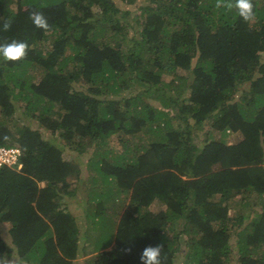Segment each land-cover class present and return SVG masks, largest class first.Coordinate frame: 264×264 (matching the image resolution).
<instances>
[{
    "label": "trees",
    "instance_id": "16d2710c",
    "mask_svg": "<svg viewBox=\"0 0 264 264\" xmlns=\"http://www.w3.org/2000/svg\"><path fill=\"white\" fill-rule=\"evenodd\" d=\"M137 1L0 0V44L29 45L23 60L0 57V148L22 151L21 170L0 169V226L28 264H74L87 232L93 264H141L156 245L163 264L183 247L184 264H264V0L250 23L215 0H149L132 17L122 5ZM19 112L38 127L16 126ZM207 122L235 144L196 143ZM80 154L101 185L75 215L63 196ZM11 253L0 232V257Z\"/></svg>",
    "mask_w": 264,
    "mask_h": 264
},
{
    "label": "rangeland",
    "instance_id": "374dc122",
    "mask_svg": "<svg viewBox=\"0 0 264 264\" xmlns=\"http://www.w3.org/2000/svg\"><path fill=\"white\" fill-rule=\"evenodd\" d=\"M149 4V0H138L135 4L133 5H122L123 9L126 11H130L133 15L132 17H135L136 15L140 14V8H142L143 6H146ZM99 10L96 11V13ZM129 20H131V16L129 18ZM51 34V33H49ZM133 35V31L130 32V34H128L129 38L132 37ZM51 41L48 40L46 42V45H48ZM264 55V54H263ZM183 75H185L184 77H191L188 73L182 72ZM172 78H167L165 77V80L167 82H170ZM77 90L79 91H85L86 88L84 85L82 84H78L75 86ZM177 96V95H176ZM145 99L150 100V104L156 105L157 107H161L159 105V101H153L151 100V98H154V96H148L145 95L144 96ZM242 97V88H240V90L238 89L237 93L235 94V102L239 103ZM134 109H139L136 108V106H134ZM21 112H19L17 119H14V124L16 126H32L34 129H36L38 127V122L36 120H31L29 119L26 115L21 116L20 114ZM175 114H171V116H174ZM178 127H185V123H180ZM212 129V122H207V124L204 126V128H195L193 131V135L195 137V142L196 143H202V141H204L206 139V137H210V138H219L216 135H214V133H216L215 131L211 130ZM49 134V133H48ZM140 136H142L144 139H148L147 137H145L146 135L144 133L140 134ZM123 138H120L118 136H113L110 141H109V148L112 150L116 151H122V143L120 142L121 140H130L131 138L129 136H122ZM236 141V140H235ZM88 157H85L83 154L78 155L77 157V161L80 163H82V167H81V174L79 177H75L73 179H70V193L72 194V196L67 197L63 196L64 198V204L67 203V208H70L71 211H73L76 215V211L79 210V208L85 206V202H87V200L90 197V189H95L98 188L99 185H101V181L99 180L97 187L94 186V184L92 183V177L96 176L95 171L90 170L88 163H87ZM19 171V170H18ZM89 177H91L90 179H88ZM83 180V182H82ZM254 198L256 196H253ZM123 209V208H122ZM121 209V211H122ZM160 206H157L154 210V212L159 211ZM108 224L104 225L102 224V227L107 228ZM79 229H82V226H79ZM0 232L1 235L4 239V241L7 244L8 249H12V253L10 254L8 258V260L11 262L13 261V264H28L26 261L24 260H20L19 256L16 254L17 253V248L12 244V238L8 233L7 228L4 226H0ZM110 234V233H109ZM98 236L99 234L97 232H87L85 240H84V253L82 255H80V257L74 261V264H93L95 259L97 258L98 254H99V250L96 249V241L98 240ZM114 237V236H113ZM103 240L106 242V244H110V239L109 236L104 237L103 236ZM230 245L232 248V255L231 257H235L234 261H236V258L238 257V246H237V237L235 236V233H233V236L231 238L230 241ZM184 250L182 253H179V255L177 256V260L175 264H184L185 260H186V252L187 249L185 247H183ZM35 264H37L36 262H33Z\"/></svg>",
    "mask_w": 264,
    "mask_h": 264
},
{
    "label": "clouds",
    "instance_id": "9594fccd",
    "mask_svg": "<svg viewBox=\"0 0 264 264\" xmlns=\"http://www.w3.org/2000/svg\"><path fill=\"white\" fill-rule=\"evenodd\" d=\"M215 7L217 9L223 8L229 12L234 9L245 23H250L255 19L253 0H215ZM29 18L35 27L44 31L50 30V25L41 11H33ZM10 27L11 21H5L3 30L8 31ZM28 50L29 45L26 41L12 40L0 44V57L5 61L17 62L26 57ZM4 139L7 140L8 137L5 136ZM162 253V245L147 246L142 251L141 264H163ZM0 264H13V261L10 262L7 257H0Z\"/></svg>",
    "mask_w": 264,
    "mask_h": 264
},
{
    "label": "built area",
    "instance_id": "2783aa9c",
    "mask_svg": "<svg viewBox=\"0 0 264 264\" xmlns=\"http://www.w3.org/2000/svg\"><path fill=\"white\" fill-rule=\"evenodd\" d=\"M22 157V151L19 147L0 148V169L4 166L15 168L17 170L22 169L20 159Z\"/></svg>",
    "mask_w": 264,
    "mask_h": 264
},
{
    "label": "crops",
    "instance_id": "0c3cea01",
    "mask_svg": "<svg viewBox=\"0 0 264 264\" xmlns=\"http://www.w3.org/2000/svg\"><path fill=\"white\" fill-rule=\"evenodd\" d=\"M216 132V131H215ZM214 135H216L217 137H219V138H210V137H206V138H208V141L209 140H217V141H225L226 143H228L229 145H231V144H235V142L237 141V136L234 134V133H229V134H227V135H221L219 132H216V133H214ZM236 140V141H235ZM91 177H89L88 179H90ZM82 182H83V180H82ZM157 206H160V208H161V203L160 204H155L152 208H151V210H154ZM259 209H260V211H259ZM258 210L257 209H255V210H257V212H261V208H259ZM160 210V209H159ZM74 213V212H73ZM108 250H110V249H108ZM101 252V251H100Z\"/></svg>",
    "mask_w": 264,
    "mask_h": 264
}]
</instances>
